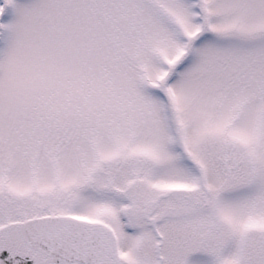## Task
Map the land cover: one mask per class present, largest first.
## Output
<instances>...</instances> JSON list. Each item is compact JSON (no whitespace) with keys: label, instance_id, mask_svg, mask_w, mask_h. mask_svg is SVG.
I'll list each match as a JSON object with an SVG mask.
<instances>
[{"label":"snow or ice","instance_id":"6c2138e0","mask_svg":"<svg viewBox=\"0 0 264 264\" xmlns=\"http://www.w3.org/2000/svg\"><path fill=\"white\" fill-rule=\"evenodd\" d=\"M0 264H264V0H0Z\"/></svg>","mask_w":264,"mask_h":264}]
</instances>
